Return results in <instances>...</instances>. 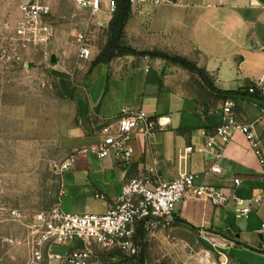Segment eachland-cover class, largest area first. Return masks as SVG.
I'll return each mask as SVG.
<instances>
[{"label": "crops", "instance_id": "1", "mask_svg": "<svg viewBox=\"0 0 264 264\" xmlns=\"http://www.w3.org/2000/svg\"><path fill=\"white\" fill-rule=\"evenodd\" d=\"M151 8L147 10L150 49L184 57L205 69L216 88L241 92L234 97L236 111L242 120L255 124L264 143V96L248 93L264 73V0H181ZM100 52L93 51L90 60L78 55L76 62L53 52L48 58L39 56L49 61L59 95L54 132L68 157L74 158L72 167L61 172L58 207L71 214H103L132 178L149 176L151 170L166 181L193 173L197 184L213 185L230 200L215 205L189 197L176 205V222L170 228L196 231L221 261L264 264V174L258 156L241 132L227 144L202 134L226 122L223 108L231 98L212 91L198 74L176 62L141 55L96 62ZM139 110L159 123L158 130L149 139L134 133L129 162H118L112 152L101 157L95 148L103 140L102 120ZM206 141L223 153L217 160L221 174H206L210 161L199 150ZM189 146L194 147L191 153H187ZM236 178L241 179L240 185ZM234 196L251 204L248 217L236 216ZM257 196L263 198L260 203L253 201ZM142 230L140 226L138 235ZM89 245L98 264H121L117 253ZM84 246L79 240L53 246L50 264H70L61 256Z\"/></svg>", "mask_w": 264, "mask_h": 264}, {"label": "rangeland", "instance_id": "2", "mask_svg": "<svg viewBox=\"0 0 264 264\" xmlns=\"http://www.w3.org/2000/svg\"><path fill=\"white\" fill-rule=\"evenodd\" d=\"M23 1L0 0V264H30L27 238L36 217L58 207L60 165L69 156L54 132L59 95L51 65L39 57L43 52L18 49L13 40ZM52 6L57 36L48 54L76 62L79 44L73 34L85 28L88 15L68 0H52ZM150 9H132L126 45L152 51ZM109 23L102 14L92 24L89 37L95 53L108 41ZM220 257L187 227H159L145 235L148 264H236Z\"/></svg>", "mask_w": 264, "mask_h": 264}, {"label": "built area", "instance_id": "3", "mask_svg": "<svg viewBox=\"0 0 264 264\" xmlns=\"http://www.w3.org/2000/svg\"><path fill=\"white\" fill-rule=\"evenodd\" d=\"M74 6L85 12L88 19L85 28L76 30L73 34L79 44V57L90 60L93 48L89 32L92 24L102 14H107L109 22L118 10L119 0H68ZM181 0H128L132 9H143L163 4H178ZM101 25L102 23L99 22ZM57 36V27L53 19L52 0H24L19 7V17L15 24V46L18 49L43 52L49 57L48 48ZM259 91L264 96V73L260 79L250 87V94ZM237 102L234 99L225 101L223 112L225 123L213 128L212 133L203 130L202 134L208 140L215 137L227 144L233 136L241 132L247 137L251 148L258 156L264 174V143L256 132L255 124L242 120L236 111ZM264 114V109H262ZM159 128V123L152 119L145 111L125 112L120 116L102 120L100 133L103 140L95 150L101 157L113 153L120 163L129 162L133 156L131 140L135 132L143 133L150 138ZM194 150L187 148V153ZM199 150L206 153L210 166L206 174H221L222 168L217 160L223 156L221 151L208 141L199 146ZM73 156L68 157L60 165L61 172L72 167ZM196 174L185 173L179 177L166 181L161 176L141 175L125 182L121 196L116 203L103 214L99 213H65L59 207L39 214L33 225L29 244L31 246L30 264H50L54 258L50 249L55 245H63L73 241H82L85 246L75 249L67 256H61L70 264H98L95 251L89 244L98 245L103 252H113L122 256L121 264H139L142 258L143 246L138 240L140 226L147 233L156 228H169L176 222V205L183 200L194 197L223 205L230 200L219 188L206 183L197 184ZM236 185L241 179H235ZM153 184V187L149 186ZM236 201V216L248 217L252 211L250 203L234 196ZM262 196L253 201L260 203Z\"/></svg>", "mask_w": 264, "mask_h": 264}, {"label": "trees", "instance_id": "4", "mask_svg": "<svg viewBox=\"0 0 264 264\" xmlns=\"http://www.w3.org/2000/svg\"><path fill=\"white\" fill-rule=\"evenodd\" d=\"M132 14V8L128 0H119L118 10L114 14L113 18L109 23V37L106 45L101 50L96 62H110L117 57L124 55H141V56H152L160 57L166 60L176 62L186 69H189L192 73L198 74L204 84L210 88L212 91H216L219 94L224 95L227 98L234 99L237 94L241 92L224 91L215 87L211 77L205 69L198 67V65L184 57L181 56H171L167 53L160 51H140L124 43L125 29L130 20ZM253 84L250 86L252 87ZM249 87V89H250ZM248 89V93L249 92ZM255 96L261 95L259 91H256ZM147 232L142 230L139 235H137L138 240L142 243L143 253L139 264H145V235Z\"/></svg>", "mask_w": 264, "mask_h": 264}, {"label": "water", "instance_id": "5", "mask_svg": "<svg viewBox=\"0 0 264 264\" xmlns=\"http://www.w3.org/2000/svg\"><path fill=\"white\" fill-rule=\"evenodd\" d=\"M52 58H53V60H54V59H55V55H53V57H52Z\"/></svg>", "mask_w": 264, "mask_h": 264}]
</instances>
